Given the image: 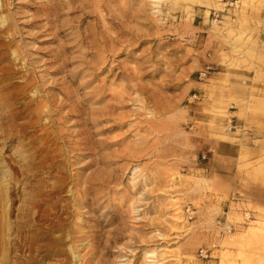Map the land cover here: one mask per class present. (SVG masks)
Wrapping results in <instances>:
<instances>
[{
    "label": "rangeland",
    "instance_id": "374dc122",
    "mask_svg": "<svg viewBox=\"0 0 264 264\" xmlns=\"http://www.w3.org/2000/svg\"><path fill=\"white\" fill-rule=\"evenodd\" d=\"M2 4L0 255L30 225L16 262L264 264L231 194V158L264 168V0Z\"/></svg>",
    "mask_w": 264,
    "mask_h": 264
},
{
    "label": "crops",
    "instance_id": "0c3cea01",
    "mask_svg": "<svg viewBox=\"0 0 264 264\" xmlns=\"http://www.w3.org/2000/svg\"><path fill=\"white\" fill-rule=\"evenodd\" d=\"M236 153V152H235ZM255 159H246L241 162L239 156L231 158V194L243 195V202L250 205L253 212H250L251 221H264V212H258L254 208L264 210V168L259 170V164H254ZM252 164L251 167L245 168L243 171L240 167L246 164ZM231 197V207L235 205ZM232 214V212H231ZM234 214V213H233ZM264 241V235L259 236Z\"/></svg>",
    "mask_w": 264,
    "mask_h": 264
},
{
    "label": "bare ground",
    "instance_id": "6f19581e",
    "mask_svg": "<svg viewBox=\"0 0 264 264\" xmlns=\"http://www.w3.org/2000/svg\"><path fill=\"white\" fill-rule=\"evenodd\" d=\"M3 4H4V2H3ZM3 4L0 6V8H1L0 10H3L4 9L5 5H3ZM2 23H3V21H2ZM9 27H10V24H8V23L3 24L0 27V33L3 34L6 30L9 29ZM5 38H3V37L0 36V56H1L0 62L8 61V56H7L6 53H3V51L8 50L10 43L8 44L7 43V40H5ZM2 80H5V79H2ZM42 204L43 203L41 201H38L36 203L37 207H40V208H41ZM40 208L37 209V211H36L35 214H31L30 216H29V214H27V218H28V219H26V222L27 223L30 222V220H34L35 223L36 222H40V223L41 222H48V223L51 222V220L49 219V216L50 215L49 214H47V215H41ZM26 227L27 228H25V229H22V228H19V227L17 229H15V237L11 240V242L9 244H7V246H8L7 247V252L5 254H1L0 255L2 257L1 260H0V262L6 264L8 262V261H6L7 260L6 259L7 258V254H8V258H10L11 261H13V259H15V263L14 262H11L9 260L10 263H8V264H37L36 263V260L34 258H31L30 256L24 257L22 259V262H20V263L19 262H16L17 259L19 258V256L16 254V251H18L17 248H16L17 243H33V242L42 240V237H39L38 236V233H35L33 235H30L29 234L30 232H32L31 228H29V227H31L30 225L29 226L26 225ZM50 229L52 230V229H55V228L51 227ZM55 242H56V240H52V243H55ZM2 249H3V247H2ZM39 251L40 250L37 248V253H39ZM48 253L49 252L46 251L45 252V255L41 256L40 258L45 257ZM11 255L13 256L12 259L10 257Z\"/></svg>",
    "mask_w": 264,
    "mask_h": 264
}]
</instances>
